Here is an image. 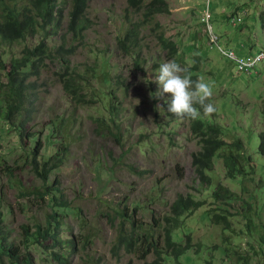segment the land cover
<instances>
[{
	"label": "rangeland",
	"instance_id": "rangeland-1",
	"mask_svg": "<svg viewBox=\"0 0 264 264\" xmlns=\"http://www.w3.org/2000/svg\"><path fill=\"white\" fill-rule=\"evenodd\" d=\"M151 1L145 0V4ZM166 2L167 13L147 18L146 6L127 10L128 0H89L85 15L89 25L81 41L66 31L71 9L68 4L63 28L48 39L53 55L45 59L38 75L27 80L29 94L34 96L25 102L28 111L23 113L29 119L27 133L40 141L37 158L53 154L52 143L56 149L69 145L65 164L52 174L50 186L57 196L60 193L56 189H60L72 209L68 213L60 210L63 216L56 217L63 223L64 238L72 236L77 242L71 264L142 263L145 259L126 249L119 257L113 254L123 221L117 211L126 208L138 224L146 223V227L156 224L157 237L164 245L161 225L179 195L209 198L210 186H203L193 162V154L201 145L192 133L191 119L174 117L164 101L155 96L158 85L154 78L161 63L172 59L182 67L199 63L200 80L212 90L217 120L231 128L228 139L248 141L251 133L257 137L252 153L260 144L259 134L264 130V60L251 72L240 71L238 61L229 54L234 51L238 57H248L264 48V0ZM244 11L248 15L236 24L234 17ZM130 22H142L138 57L118 47V37ZM64 36L65 47L74 50L57 53L55 49ZM163 38L175 42L178 54L164 47ZM22 49L23 44H15L12 53L19 56ZM10 68L8 63L2 82ZM73 71L90 82L81 101L64 88V78ZM97 117L106 120L103 130L97 129ZM62 118L63 132L53 136L52 122ZM16 125L0 119V215L11 231L10 242L25 252L24 227L34 232L37 224L45 226L53 205L48 194L44 198L38 195L45 191L44 185L29 165L35 143L20 141ZM254 162L260 165L251 175L254 178L250 176L245 185H240L227 179L225 164L219 160L210 173L215 184L230 187L241 198L228 209L233 214L231 230L224 232L225 225L207 219L206 208L188 215L186 222L193 231L195 248L182 263L168 264H264L260 243L264 237V154H254ZM245 200H252L255 208L244 209ZM249 217L255 221L253 240L246 235L235 240L238 233L247 230ZM228 237L233 239L226 242ZM200 245L204 246L201 253L197 252ZM215 246L220 250L208 249ZM29 251L36 264H53L42 249L31 246ZM156 257L153 252L147 260Z\"/></svg>",
	"mask_w": 264,
	"mask_h": 264
},
{
	"label": "trees",
	"instance_id": "trees-1",
	"mask_svg": "<svg viewBox=\"0 0 264 264\" xmlns=\"http://www.w3.org/2000/svg\"><path fill=\"white\" fill-rule=\"evenodd\" d=\"M66 4H71L66 31L72 34L74 40L80 39L81 41L84 38L83 31L89 25V21L85 18L89 0H71L69 2L68 0H0V119L11 125L16 122L17 125L14 128L20 132L19 140L24 141L26 139L31 144L32 142L36 144H34L35 150L31 152L33 159L29 165L44 185L45 191L38 193V195L44 198L45 194H48L50 197L48 201L52 202L53 205L52 214L48 216L45 226L41 223L37 224L34 232H30L27 227H24L26 248L28 246V251L25 252H21L14 243L10 242L11 231L5 224L3 216L0 215V264H36L29 251L31 246L42 249L44 256H48L53 264H71L70 256L78 250L74 237L64 238L63 223L56 218L59 214L62 215L60 210L68 213L72 209L69 203L63 199L60 189H56L60 193L57 196L50 186L52 174L65 164L69 145L66 143L60 149H56L55 144L52 143L53 154L48 157H41L39 160L36 155L37 146L40 144L39 138L27 133L26 126L29 119L23 113L28 111L24 107L25 102L29 101V97L31 101L34 96V93L29 94L30 86L27 80L31 75H38L41 65L45 64V59L53 55L47 39L58 34L63 28ZM128 5L127 10L132 9L134 11L146 6L145 15L147 18L169 11L166 0H152L147 4H145V0H128ZM141 26L142 22H130L125 33L118 37V47L125 54L136 55L137 57L140 55ZM65 43L66 37L64 36L63 43L55 51L61 53L62 51L72 52L74 50L66 48ZM15 44H23L22 53L19 56L12 53V47ZM163 45L165 48H169L172 54H178L179 51L173 40L163 38ZM8 63H10L11 68L4 74L6 81L2 82L1 75ZM66 68L70 69L69 64L66 65ZM185 68L188 69V74L193 80H200L199 63ZM89 85V80L76 71L64 78L65 90L69 95L73 94L76 101L85 98V90ZM212 99L211 96L207 102L212 104ZM217 116V111L205 116L201 110L199 118L191 119L192 133L201 145V149L193 154V162L203 186H210L207 189V192H210L209 198L198 200L193 194L179 195L173 203L170 213L165 216V224L161 225L165 233L164 245L161 244L162 240L157 237L156 224L152 228L146 227V223L145 225L143 223L138 224L137 220L128 214L126 208L117 211L123 221L117 242L113 247L115 257H119L122 251L126 249L127 252L137 253L141 259H145L142 263L131 260L128 264H168L171 261L182 263V259L187 257L195 248L193 231L187 226V216L203 208L207 209L205 212L207 219L219 225H225L224 232L231 230L230 216L233 214L228 209H231V205L239 196L230 187L215 184L210 173L215 170L219 160H223L227 179L245 185L253 172L256 173L260 168V165L254 162V154L257 152L264 154V130L259 134L260 144L252 153V143L257 137L250 133L246 137L249 138L248 141L241 138L230 141L228 130L231 128L218 121ZM95 121L97 129L103 130L106 125L105 118L97 117ZM52 125V135L56 136L59 132H63L65 119L53 121ZM252 176L250 179L254 178ZM24 194L23 191L22 195ZM244 202L246 203L244 209L253 208L252 200H245ZM257 208L261 209L260 206ZM248 221L247 230L243 229L241 233H238L235 240L245 239V235L253 240L255 221L250 217ZM127 222L130 227H127ZM262 238L260 243L261 247L264 248V237ZM232 239L233 237H228L226 242ZM203 247L200 245L197 252H200ZM208 249L213 252L220 250V247L215 246ZM153 252L157 257L153 261H148V255ZM100 263L98 262V264ZM88 264L95 263L89 262ZM207 264H214V261H207Z\"/></svg>",
	"mask_w": 264,
	"mask_h": 264
},
{
	"label": "clouds",
	"instance_id": "clouds-1",
	"mask_svg": "<svg viewBox=\"0 0 264 264\" xmlns=\"http://www.w3.org/2000/svg\"><path fill=\"white\" fill-rule=\"evenodd\" d=\"M246 14L248 15V12L244 11L240 17H234V22L236 24L243 22L247 16ZM207 18L208 23L210 20L209 13ZM204 22H206V19H204ZM49 49L52 50L50 46ZM261 54H264V48H261L258 53L248 57H238L234 51L229 55L238 61L240 71L251 72L252 68L257 67L264 60V56L252 65H244L243 61L250 62V60L257 59ZM154 82L158 85L155 96L164 101L167 105V112L171 113L174 117L195 120L201 116V110L205 116L211 115L216 111L214 105L207 102L212 96V90L209 84L199 79L193 80L188 74V69L182 67L175 59L165 61L159 65ZM166 94L168 95L166 96Z\"/></svg>",
	"mask_w": 264,
	"mask_h": 264
},
{
	"label": "built area",
	"instance_id": "built-area-1",
	"mask_svg": "<svg viewBox=\"0 0 264 264\" xmlns=\"http://www.w3.org/2000/svg\"><path fill=\"white\" fill-rule=\"evenodd\" d=\"M263 56H264V54H261L257 59H255V60H250V62H244V61H243V64H244V65H252V64L256 63L257 60L261 59Z\"/></svg>",
	"mask_w": 264,
	"mask_h": 264
}]
</instances>
